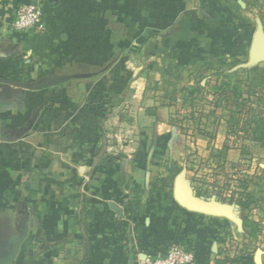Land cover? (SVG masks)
I'll return each instance as SVG.
<instances>
[{
  "label": "crops",
  "instance_id": "0c3cea01",
  "mask_svg": "<svg viewBox=\"0 0 264 264\" xmlns=\"http://www.w3.org/2000/svg\"><path fill=\"white\" fill-rule=\"evenodd\" d=\"M26 3L40 28L13 30ZM257 12L247 0H0V264H135L174 243L193 264H263L264 240L250 251L239 237L264 236V146H216L217 168L248 178L241 211L195 196L171 121L179 81L264 40ZM244 151L247 174L229 175Z\"/></svg>",
  "mask_w": 264,
  "mask_h": 264
},
{
  "label": "rangeland",
  "instance_id": "374dc122",
  "mask_svg": "<svg viewBox=\"0 0 264 264\" xmlns=\"http://www.w3.org/2000/svg\"><path fill=\"white\" fill-rule=\"evenodd\" d=\"M247 2L249 5L255 6L258 11L253 16L254 31H256L258 23H262L261 20L264 17V12L259 8L264 0H247ZM207 63L205 69L198 71L189 80L179 81V84L184 83L185 85H180L176 95L171 93V101H173V95L175 96V104L172 105L176 111L171 121L184 136L186 148H190L187 162L193 169L192 178L196 186H201L200 189L205 192V197L209 200L217 199V201L228 203L232 192H239L238 181L233 182L232 177L225 176V170L217 168V165H221V159L215 150L216 146L223 142V139L226 138V140L234 142L240 139L239 136H243L244 120L251 115L248 108L254 109L257 106L258 108L262 106L261 110L264 112V55L253 58L249 49L247 54L240 55L238 60L224 55ZM189 82L192 84H187ZM226 96L230 98L229 101L225 100ZM221 102L224 105L231 104L229 110L235 112L236 117L240 115L242 122H238L237 125L230 123L227 119L230 111L211 113L214 105L221 104ZM219 118H221V122ZM227 132L228 136H225ZM195 143H198L197 148L196 145H193ZM240 153L234 157L238 162H241L242 166L228 169L226 165L229 175L233 177L245 175L243 173H246V164L252 162L250 152ZM254 153L256 155V160H254L256 168H254L257 170L254 172L255 175L261 173L257 168V162L261 159L264 160V148ZM240 170H243L242 174ZM242 179L248 181L246 176H243ZM253 219L254 217L251 215V220ZM245 228L244 232L246 233L240 236L239 240L242 249L251 251L256 249L255 240L257 238L264 240V236L256 235L255 232L253 235L252 229Z\"/></svg>",
  "mask_w": 264,
  "mask_h": 264
},
{
  "label": "trees",
  "instance_id": "16d2710c",
  "mask_svg": "<svg viewBox=\"0 0 264 264\" xmlns=\"http://www.w3.org/2000/svg\"><path fill=\"white\" fill-rule=\"evenodd\" d=\"M229 99L230 98L226 96L225 100L229 101ZM261 109H262V106H260V108H258L257 106L254 109L251 107L248 108V111L251 115L249 118L244 120L245 128L243 130V136H239L240 139L238 140L240 141L249 140L250 142L252 141L259 146H264V112ZM239 116L240 115L236 117L234 114V116L231 119H229V122L232 123L233 125H237L238 122H242L241 120L242 118H240ZM181 170H182V167L178 166L175 162H173L168 168V175L165 179L162 180V184L166 186L170 185L173 178L178 173H180ZM237 181H238L237 189L239 190V192H232V196H230L228 203L235 204L236 206L240 208L241 211H243L249 206V199L245 193L248 181H245L242 178L238 179ZM194 194L195 196H201L203 194L205 195V192L197 187V189L194 191Z\"/></svg>",
  "mask_w": 264,
  "mask_h": 264
},
{
  "label": "built area",
  "instance_id": "2783aa9c",
  "mask_svg": "<svg viewBox=\"0 0 264 264\" xmlns=\"http://www.w3.org/2000/svg\"><path fill=\"white\" fill-rule=\"evenodd\" d=\"M41 25L40 11L34 3H26L19 6L11 27L16 31L37 30ZM194 254L184 245L174 243L170 245L163 256L145 255L135 264H193Z\"/></svg>",
  "mask_w": 264,
  "mask_h": 264
},
{
  "label": "water",
  "instance_id": "95a60500",
  "mask_svg": "<svg viewBox=\"0 0 264 264\" xmlns=\"http://www.w3.org/2000/svg\"><path fill=\"white\" fill-rule=\"evenodd\" d=\"M250 55L256 58L260 55H264V40L260 32H256L253 35L252 43L250 46Z\"/></svg>",
  "mask_w": 264,
  "mask_h": 264
}]
</instances>
